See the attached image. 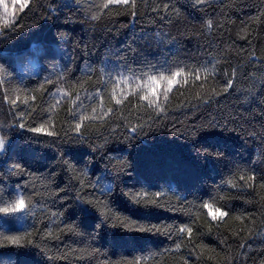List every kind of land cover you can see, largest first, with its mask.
<instances>
[{
	"label": "trees",
	"instance_id": "1",
	"mask_svg": "<svg viewBox=\"0 0 264 264\" xmlns=\"http://www.w3.org/2000/svg\"><path fill=\"white\" fill-rule=\"evenodd\" d=\"M0 139V264H264V0H29Z\"/></svg>",
	"mask_w": 264,
	"mask_h": 264
},
{
	"label": "snow or ice",
	"instance_id": "2",
	"mask_svg": "<svg viewBox=\"0 0 264 264\" xmlns=\"http://www.w3.org/2000/svg\"><path fill=\"white\" fill-rule=\"evenodd\" d=\"M201 2H203V0H201ZM27 3H28V0H24V3L21 5V9L23 7H26ZM108 3L109 4L117 3V4H124V5H128L129 3H131L133 7L135 6V0H108ZM0 4H2V0H0ZM105 7H107V5H105ZM3 8H4V11L7 13L8 12V5L3 4ZM209 27H211V21H209ZM212 70L213 69H209L206 66L203 68V71L205 73H209ZM182 74H183V69H181L180 71L173 72L169 77H167V82H168V89L167 90H169V91L171 90L174 83L178 82L176 80V78L180 77ZM159 79H165V77L163 75H161L159 77ZM196 79H200V76L197 75ZM157 80H158V77L156 75L149 76L148 77V84L152 85L154 82H157ZM186 82H187V80L185 79V83ZM232 83H233L232 80L227 81L225 90L230 89L232 87ZM139 86L140 85L138 84L137 88H139ZM150 91L153 93V95H156L155 87H150ZM141 98L142 99H148V96H147V94H145ZM165 99H167V95H165ZM119 102L120 101H118V103ZM39 130L40 129H36V131H39ZM3 147H4V140L0 139V149H3ZM253 179H254V177H253ZM203 207L206 209H209V214L212 215L213 220L217 219V215L212 212V205L211 204H204ZM26 208H27V204L25 202L24 196L19 195L12 203L8 204L7 206L0 207V213L7 214V215L23 213ZM216 213H220L221 216H227L228 215L227 212H221L220 209H216ZM179 231L181 233H183L185 231V228H180ZM187 232L189 235H191V232H192L191 228H188ZM4 239L13 245H19L21 243L23 237L16 236V235H9V236H5Z\"/></svg>",
	"mask_w": 264,
	"mask_h": 264
},
{
	"label": "rangeland",
	"instance_id": "3",
	"mask_svg": "<svg viewBox=\"0 0 264 264\" xmlns=\"http://www.w3.org/2000/svg\"><path fill=\"white\" fill-rule=\"evenodd\" d=\"M23 3H24V0H2V4H0V24H7L8 22L16 20L19 17L22 10H24V8H25V7H23L21 9V5ZM3 4L8 5V12L7 13L4 11ZM150 87H155V89L157 88V86L155 84H152L148 88V93H152L150 91ZM121 93H122L121 90L118 91V95H120ZM15 215L25 217L24 212L23 213H17Z\"/></svg>",
	"mask_w": 264,
	"mask_h": 264
}]
</instances>
